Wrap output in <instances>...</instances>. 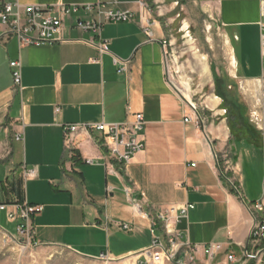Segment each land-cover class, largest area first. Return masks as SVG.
I'll return each instance as SVG.
<instances>
[{"label": "crops", "instance_id": "crops-1", "mask_svg": "<svg viewBox=\"0 0 264 264\" xmlns=\"http://www.w3.org/2000/svg\"><path fill=\"white\" fill-rule=\"evenodd\" d=\"M17 1L53 7L99 0ZM102 2L134 20L106 23L95 34L76 28L70 17L62 24V43L22 48L13 36L0 41V205L6 206L0 221L15 228L20 220L9 223L7 213L18 214L23 203L40 207L30 220L35 245L110 264H140L153 235L167 243L157 217L172 210L168 223L182 243L196 247L194 264H238L227 256L240 258L254 220L226 179L247 201H259L264 139L245 127L239 98L222 86L264 82L260 0ZM180 13L209 18L227 51L229 78L199 108L202 126L165 69L168 34ZM178 25L190 29L187 18ZM11 62L20 64L18 88ZM135 114L143 116L138 139L145 149L124 169L100 147L99 133L77 134L73 151L64 149L65 126L131 125ZM187 206L193 209L181 216ZM10 236L18 237L16 228ZM215 244L222 251L209 259L204 250Z\"/></svg>", "mask_w": 264, "mask_h": 264}, {"label": "built area", "instance_id": "built-area-1", "mask_svg": "<svg viewBox=\"0 0 264 264\" xmlns=\"http://www.w3.org/2000/svg\"><path fill=\"white\" fill-rule=\"evenodd\" d=\"M261 15L264 17V0H260ZM105 3L99 0L95 4L83 5H57L53 7L20 5L17 0H0V41L7 40L13 36L20 47L51 45L62 43L61 38L62 24L64 20L70 17L75 18L74 26L82 31H89L98 34L106 23L130 22L134 20V15L128 12L111 11L105 9ZM260 44L264 50V24L260 26ZM165 47V44H164ZM99 52L104 51L103 45L98 47ZM13 78V86L18 88L21 82L19 62L9 64ZM122 70V69H121ZM120 70V71H121ZM187 107L194 115V122L197 126H202L205 119L199 113V108L192 103L187 102ZM190 118L184 121L188 122ZM144 126L143 116L134 115V122L131 125L123 123L107 124H72L64 127V143L66 151H73V141L75 135L84 134L89 136L92 132L99 133L102 137L101 148H106L108 157L116 163L120 169H124L136 153L145 149L144 144L138 139V134L142 132ZM21 140V135L16 137ZM217 161V156H214ZM227 171V168H225ZM230 189L238 197L242 205H246L249 213L253 217L254 224L249 231V238L245 247L241 250L240 258L236 261L232 254L227 256V262H237L239 264H264V194L256 202L247 201L241 193V189L235 182L226 179ZM6 206L0 205V213ZM192 206L184 207L181 210V216L186 215ZM41 212L40 207L21 204L16 212L7 213V221L13 223L16 219L20 223L16 225V232L19 239L25 245H35L33 242V227H31V216ZM172 210L161 213L157 220L165 224V238L167 243H163L160 238L153 235L151 245L140 252V264H194L196 247L188 242L182 243L179 234L168 223V216ZM126 229L127 226L124 225ZM222 251L218 244L209 245L204 252L209 259H213ZM101 260L104 261L102 257Z\"/></svg>", "mask_w": 264, "mask_h": 264}, {"label": "rangeland", "instance_id": "rangeland-1", "mask_svg": "<svg viewBox=\"0 0 264 264\" xmlns=\"http://www.w3.org/2000/svg\"><path fill=\"white\" fill-rule=\"evenodd\" d=\"M186 18L189 19L190 29L180 31L178 24ZM175 22L166 43L168 81L182 99L202 108L210 96L218 94L221 81L229 78L224 38L209 18L198 13H180ZM222 89L239 98L238 104L245 112V117L241 118L245 119L242 120L245 127L262 133L264 139V82L225 85ZM0 228L10 235L15 234V228L4 221H0ZM10 235L0 229V264H110L101 259L75 256L63 248L25 247L19 237Z\"/></svg>", "mask_w": 264, "mask_h": 264}]
</instances>
